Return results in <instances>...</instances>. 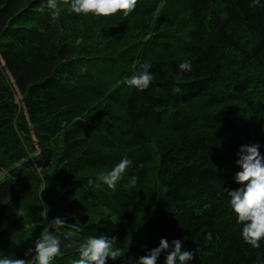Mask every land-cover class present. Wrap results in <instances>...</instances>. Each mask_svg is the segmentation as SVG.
Instances as JSON below:
<instances>
[{
    "label": "trees",
    "instance_id": "1",
    "mask_svg": "<svg viewBox=\"0 0 264 264\" xmlns=\"http://www.w3.org/2000/svg\"><path fill=\"white\" fill-rule=\"evenodd\" d=\"M58 7L57 25L46 0H0V258L25 259L60 218L53 264L101 235L121 249L108 264L161 239L196 250L189 264H264L226 191L242 187L241 146L264 156V0H138L127 18ZM145 62L139 91L126 81ZM123 158L112 190L97 177Z\"/></svg>",
    "mask_w": 264,
    "mask_h": 264
},
{
    "label": "clouds",
    "instance_id": "2",
    "mask_svg": "<svg viewBox=\"0 0 264 264\" xmlns=\"http://www.w3.org/2000/svg\"><path fill=\"white\" fill-rule=\"evenodd\" d=\"M58 3H67L68 10L76 15L92 16L94 18H111L122 14L127 18L136 8L138 0H46V7L51 12V20L58 25L60 11ZM258 4L259 0H254ZM40 11H44L41 6ZM150 63L140 65V71L127 79L126 83L139 91L146 90L152 80ZM181 71H191L189 61L178 65ZM86 71V70H84ZM174 91H180L176 88ZM258 144L241 146L238 152L236 165L241 171L236 173L235 182L242 187L235 190H226L230 198V207L237 217V222L242 227V239L252 248L258 249L264 240V156L259 151ZM132 161L123 158L110 171L100 174L97 179L115 190L119 181L124 178ZM138 177L132 176L128 187H135ZM48 208L45 206L47 219ZM65 228V222L60 218L48 222L34 241V247H29L24 255L31 259L3 257L0 264H53L54 259L61 253V237L57 235ZM73 232L80 229L74 223L68 226ZM54 230V231H53ZM116 238L108 239L101 235L89 237L83 242H78L79 258L72 264H108L121 256V249L115 247ZM184 241L173 240L171 244L167 239H161L159 246L150 250L145 256L138 259L128 258V264H157L162 253L166 254L164 264H189L194 259L195 252L182 250ZM72 245H65L69 247Z\"/></svg>",
    "mask_w": 264,
    "mask_h": 264
},
{
    "label": "rangeland",
    "instance_id": "3",
    "mask_svg": "<svg viewBox=\"0 0 264 264\" xmlns=\"http://www.w3.org/2000/svg\"><path fill=\"white\" fill-rule=\"evenodd\" d=\"M17 100H18V101L20 100V96L17 97Z\"/></svg>",
    "mask_w": 264,
    "mask_h": 264
}]
</instances>
